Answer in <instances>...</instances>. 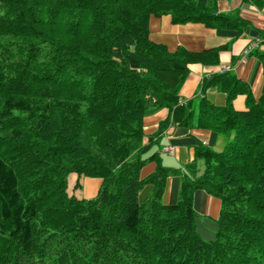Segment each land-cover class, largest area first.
Here are the masks:
<instances>
[{
    "label": "trees",
    "instance_id": "obj_1",
    "mask_svg": "<svg viewBox=\"0 0 264 264\" xmlns=\"http://www.w3.org/2000/svg\"><path fill=\"white\" fill-rule=\"evenodd\" d=\"M218 2L0 0V264H264V90L256 102L227 72L202 86L227 93L225 106H181L188 66L217 65L219 50L171 53L150 40L151 17L167 15L242 30ZM239 94L245 112L233 108ZM162 108L172 116L144 145V118ZM171 121L214 132L223 149L200 144L183 171L163 166L148 153ZM72 174L102 180L98 194H70ZM172 176L181 187L167 205ZM199 190L221 202L209 241Z\"/></svg>",
    "mask_w": 264,
    "mask_h": 264
},
{
    "label": "crops",
    "instance_id": "obj_2",
    "mask_svg": "<svg viewBox=\"0 0 264 264\" xmlns=\"http://www.w3.org/2000/svg\"><path fill=\"white\" fill-rule=\"evenodd\" d=\"M218 13L238 16L246 22L244 28L242 30L209 28L201 23L175 24L169 15L150 19V40L166 46L171 53L179 48H184L190 53L219 50L217 65L205 66L193 63L188 66L189 74L179 94L181 106L199 98H205L216 107L225 106L228 102L227 93L218 86L213 85L202 90L206 79L210 80L220 75L225 68H229V74L249 88L254 101L258 102L262 96L264 90V6L258 7L243 3L242 0H219ZM252 45L258 46L245 55ZM246 100L245 94H239L232 103L234 110L247 111ZM170 116H172L171 112L162 108L144 118V145L150 143V138L157 134L160 124L170 120ZM200 144L215 151H221L224 147L222 138L210 130L182 127L171 121L148 154L157 153L163 166L183 171L185 166L194 160L196 147ZM168 146L174 147V154L163 151ZM156 168L155 162L147 164L141 171V178H146ZM76 180L80 185L78 188L80 194L75 191L73 194L78 198H94L102 185L100 179L80 178L76 174L70 176V185H73ZM180 187L179 177L172 176L167 179L166 192L163 197L164 204L177 203ZM152 191L153 186H145L140 193V201H144ZM194 209L197 216L205 217L216 223L221 213V202L199 190L194 194Z\"/></svg>",
    "mask_w": 264,
    "mask_h": 264
},
{
    "label": "rangeland",
    "instance_id": "obj_3",
    "mask_svg": "<svg viewBox=\"0 0 264 264\" xmlns=\"http://www.w3.org/2000/svg\"><path fill=\"white\" fill-rule=\"evenodd\" d=\"M166 159L167 158H164V160H166ZM69 182H70V178H69ZM72 183H73V181H72ZM79 186L80 185H79L77 180H76V182L73 183V185H70V183H69V193L71 194V193H73V191H75V192H78L80 194V190L78 189ZM165 192H164V194H165ZM162 203L164 204L163 200H162ZM196 219H197V224H198V232H199L200 236L206 241L213 240L216 236V233H217V228H218L217 224H215L214 222H211V220H209L205 217H202V216H197Z\"/></svg>",
    "mask_w": 264,
    "mask_h": 264
},
{
    "label": "built area",
    "instance_id": "obj_4",
    "mask_svg": "<svg viewBox=\"0 0 264 264\" xmlns=\"http://www.w3.org/2000/svg\"><path fill=\"white\" fill-rule=\"evenodd\" d=\"M257 46H258V45H255V46L252 45V46H250V48L245 52V55L248 54V53H250V52H251L252 50H254L255 48H257ZM227 72H229V68H225V69H223V70L221 71L220 74H225V73H227ZM163 151L166 152V153H169V154H174L175 149H174V147L168 146V147H165V148L163 149Z\"/></svg>",
    "mask_w": 264,
    "mask_h": 264
}]
</instances>
